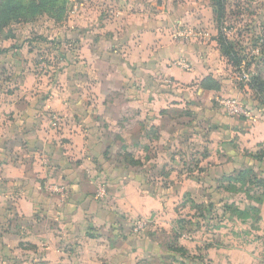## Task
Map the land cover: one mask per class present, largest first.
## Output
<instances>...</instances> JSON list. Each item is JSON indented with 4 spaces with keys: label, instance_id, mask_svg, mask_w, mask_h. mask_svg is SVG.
<instances>
[{
    "label": "crops",
    "instance_id": "obj_1",
    "mask_svg": "<svg viewBox=\"0 0 264 264\" xmlns=\"http://www.w3.org/2000/svg\"><path fill=\"white\" fill-rule=\"evenodd\" d=\"M166 16L138 15L118 31L108 24L113 39L83 45L82 63L89 67L84 80L90 76L94 83L74 93L78 103L66 88L34 89L37 75L30 65L26 70L20 62L10 64L19 83L0 92V264H141L154 254L110 230L117 209L129 212L137 196L148 200L134 171L146 159L136 161L133 155H177L179 122L197 111L215 112L213 95L235 91L227 86L228 61L217 40L210 46L184 41L170 32ZM9 63L0 58L4 70ZM56 115L64 121L59 128ZM208 123V142L225 146L222 131L229 127ZM216 130L215 140L210 132ZM245 131L264 142L263 122ZM46 183L67 189L68 199L50 196ZM102 185L109 195L100 200L95 194ZM133 256H140L139 262Z\"/></svg>",
    "mask_w": 264,
    "mask_h": 264
},
{
    "label": "rangeland",
    "instance_id": "obj_2",
    "mask_svg": "<svg viewBox=\"0 0 264 264\" xmlns=\"http://www.w3.org/2000/svg\"><path fill=\"white\" fill-rule=\"evenodd\" d=\"M160 13L172 24L170 32L181 33L184 41L208 46L222 41L220 47L230 45L243 58L245 73L236 70L232 55L225 56L224 76L235 91L219 98L237 99L247 116H227L213 95L215 112L197 111L196 117L179 122L183 135L177 130L172 148L177 155L137 151L136 161L146 162L134 171L148 200L137 196L128 204L129 212L117 209L110 230L155 250L140 262V256H133L141 264H264V142L245 131L264 123V0H0V58L10 61L5 70L0 66V92L16 89L19 82L13 80L16 70L10 64L20 62L19 68L30 65L37 75L34 89L66 88L78 103L74 93L94 83L90 76L84 80L88 66L82 63L83 45L113 39L108 24L118 31L138 15L156 19ZM243 74L255 89L241 79ZM209 119L229 127L222 131L225 146L208 142ZM63 122L62 117L58 128ZM213 132L210 137L216 140L218 131ZM168 137L166 133L164 140ZM139 224L142 229H137Z\"/></svg>",
    "mask_w": 264,
    "mask_h": 264
},
{
    "label": "built area",
    "instance_id": "obj_3",
    "mask_svg": "<svg viewBox=\"0 0 264 264\" xmlns=\"http://www.w3.org/2000/svg\"><path fill=\"white\" fill-rule=\"evenodd\" d=\"M178 34V33H177ZM181 35V33H180ZM178 34V36H180ZM184 69L186 70H191V66L188 62L186 61H181L180 64ZM242 72V68L241 70H239V72ZM244 72V71H243ZM242 72V73H243ZM245 73V72H244ZM241 79L245 82L250 81L249 77L245 74H243L241 76ZM218 103V107L220 108V110H222L224 112V114H226L229 117L232 116H247V113L244 109V107L242 106V104L235 98H218L217 100ZM53 123L60 125L62 123V117L56 115L53 117ZM106 185H102L97 193H96V198L97 199H104L107 197V188H105ZM45 190L47 191V193L50 196L53 197H59L60 200L62 201H66L68 199L69 196V191L67 189H65L64 187L57 185L55 183H46L45 184ZM143 225L139 224L137 229H142Z\"/></svg>",
    "mask_w": 264,
    "mask_h": 264
},
{
    "label": "trees",
    "instance_id": "obj_4",
    "mask_svg": "<svg viewBox=\"0 0 264 264\" xmlns=\"http://www.w3.org/2000/svg\"><path fill=\"white\" fill-rule=\"evenodd\" d=\"M219 43H221L222 41H218ZM222 46L223 47H221V49L223 50V54L225 55V56H227V57H230L229 55H232V60H233V63L235 64V68H237L236 70L237 71H239V70H241V68H242V66H243V61L244 60H242L243 58L242 57H240V55L239 54H237V52H236V54L235 53H233V50L234 49H232L233 47L231 46L230 47V45L228 46V45H223L222 44ZM225 47V48H224ZM226 51V52H225ZM236 65H238V66H236ZM255 78V77H254ZM253 78V79H254ZM249 87H251L252 89H255V84H254V82H250L249 81V85H248Z\"/></svg>",
    "mask_w": 264,
    "mask_h": 264
}]
</instances>
